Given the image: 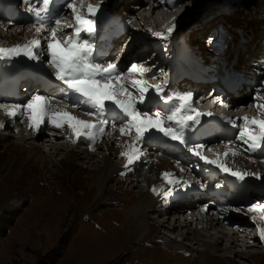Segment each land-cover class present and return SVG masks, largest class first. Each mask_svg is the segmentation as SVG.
I'll use <instances>...</instances> for the list:
<instances>
[{"label":"rangeland","instance_id":"obj_1","mask_svg":"<svg viewBox=\"0 0 264 264\" xmlns=\"http://www.w3.org/2000/svg\"><path fill=\"white\" fill-rule=\"evenodd\" d=\"M129 1L132 2L134 0H129ZM174 1L176 3H180L181 5L178 6L177 4H175L173 9H170L168 7L169 8L168 12H167V8L164 9L163 12H161V13H169V12L171 13L174 10H176V8L177 11L179 10L178 16L175 17L174 20H171L172 21L171 24L176 25L174 31L169 35L166 30L167 28H164L163 31L161 32L165 35V37H167L166 39H168V41L166 42L168 47H174L176 46V44H178V41L176 40L177 38H173V35L175 33H178L181 36V38H185L187 40L186 43H188V45L191 42L196 46V49H198L197 46H199L200 49H203V50L198 49L201 52L200 58L203 63H206L203 60L207 59L208 55L213 57V59L208 60V62L211 63H207V65L210 64L213 65L212 61L216 62L217 56L212 53L208 54L207 48L205 46H202V44L204 43L205 39L208 36H211L210 33L212 31L213 34L214 33L222 34L223 32L226 31L227 20H228L227 16H229V13H233V11H237V9L245 13V11L247 10L250 11L255 6L256 8H258L259 5L261 7L263 6L264 8V0H236L235 4L230 6L231 8L228 6L227 3L225 5V2L223 0H174ZM226 1L228 2V0ZM24 2L25 0H22V4ZM79 2L80 0H77L78 4ZM130 2H126L125 6L118 8V10L114 12L124 11L125 13H127L126 16H129V18H131L130 22L126 23L128 25H130L133 21H136L132 23L136 26V28L134 31H131V34L135 36L134 40L136 41L138 36L144 35L145 37H147L149 36L148 33H151V31H148L147 28L139 22L140 17L138 15L140 14V10H144V9L140 7V9L138 10L136 9V4H132ZM16 4H17V9L21 8V10H26L25 6L28 7L26 2L24 3L25 6L24 5L18 6L21 4V0H17ZM62 4L64 3L60 4L59 2H57V7H60V5ZM105 4L110 6L111 0H102V7ZM0 6L1 7L10 6V4L7 1L5 2L1 1ZM261 7H259L258 11L262 17L264 11L260 9ZM129 9L132 11V13H128ZM110 10L111 9L107 11ZM211 10L212 11L215 10V12L205 17L204 16L205 12L208 13ZM4 11H5L4 8H0V12H4ZM85 11L86 10H84V13ZM107 11H105L104 14L102 12L98 13L97 32H99L102 28V24L100 22L103 19L109 18L110 20L111 18H113L112 15L113 10H111L112 12H107ZM114 14L118 16L117 13ZM260 15L257 14V20L260 21L262 19L264 23V18H260ZM58 18L61 19L66 17L65 15H62L59 16ZM6 19L4 20L1 19L3 21L2 24L4 25L6 24L4 23ZM69 20H70L69 21L70 25L75 26V20L73 15L71 14V11H70ZM62 24H66V23L64 22ZM113 24L114 23L111 24L110 28L113 27ZM233 24L235 27L237 22L236 24L235 23ZM31 25L32 24L29 25L26 24L23 26H25L24 28L26 27L31 28ZM18 26L22 27V25H18ZM238 27H240V25ZM262 30H264V28ZM3 31L4 30H0V33L1 34L4 33ZM73 31L74 28H70L69 31L64 32L65 33L64 35L61 34L58 36L60 39L63 38L69 40L73 36ZM193 32L194 34L197 32V35H194ZM202 33H204L205 35ZM225 33L229 36V39L233 40L234 38H239V36L232 38V36L229 35V31H226ZM261 33H260L261 36L259 35L257 38L253 39V41L257 42L256 44L258 45V48L253 52L252 55L246 56L248 57L249 63L251 62L253 64L254 62H256V60L251 59L253 55L259 56V53L260 52L262 53L261 48L264 44L263 43L264 34L262 35ZM18 36L22 37L21 34L20 35L18 34ZM196 37H198L197 41H195ZM132 39L133 38L130 36V38H126V41L127 42L130 40L132 41ZM156 39H160V41L164 40L161 37H156ZM207 39L210 40V38ZM135 41L129 44L128 47L129 51L133 49ZM224 42L225 40L222 41V43ZM153 43L154 42L150 44ZM121 44L122 43L120 42V46L118 45L119 46L118 48L121 47ZM150 44L144 43V45H142L144 47L138 49L135 52L140 51L139 55L141 57L151 58L152 54L154 53L153 51L155 50H154V46L153 47L149 46ZM118 48H116V50ZM144 51L147 52L148 54H145ZM166 51L167 49L164 50V52ZM153 56H156L157 62L162 64L161 62H159V58H160L159 55L158 58L157 55H153ZM230 56H233V51L231 50L230 52L229 49L227 48L226 52L224 53V57H230ZM129 60L130 58H126L125 56H123L121 62L123 64L128 65V63L130 62ZM163 60L168 61V58L163 57ZM44 62H45L44 56L43 58H40L39 61L29 60L23 56L16 58L12 62L0 60V80H1V75L10 69H14L16 73V78H20V79H23L24 76L26 75L42 72L41 71V69H43L42 67L43 66L45 67ZM133 62L134 61H132L131 63ZM259 62H263V60L262 61L259 60ZM126 66L122 65V67L124 68H127ZM183 66L188 71H193L195 68L199 69L200 67L198 62L194 58H193V63L185 62L183 63ZM48 68L46 69L49 70ZM161 68H164V66H162ZM251 68H253L252 70H255L253 66ZM262 70L264 71V69ZM45 74L46 72L44 73V75ZM51 77L54 78V76ZM163 81L164 80H161V83H163ZM251 81L252 80H247L249 84L255 83ZM0 84L1 86H3V82ZM25 86H26L25 82L21 80L18 89L20 92L22 91L24 94H27L29 98H31V96L35 94V92L39 91V90H33L30 92L29 86L28 85L26 87ZM25 88H28V92H26L27 90L25 91ZM219 88L222 89V87ZM50 89L52 88L50 87ZM172 89H170L169 91L168 90L165 91V93H172ZM181 89H183V87ZM22 92L19 98L20 101L25 102V95ZM246 93L250 96V101H252L254 93L252 94L250 92V88L246 89ZM50 95L54 96L57 99L62 97L61 92L57 93L56 91H52ZM151 96L152 95H150V97ZM235 96L237 97L236 94ZM68 108L76 111V107L68 106ZM244 111L246 113L250 112L253 115H257V113L254 110H252L250 107H248L246 110L244 109ZM224 121L230 123L227 119H224ZM21 122H22V118L20 117L16 118L14 121V123H21ZM237 124L243 125V121L239 120ZM222 125H225V122ZM219 130H226V129L219 128ZM4 132L10 133V136H7L8 137L7 139H4V135H3ZM12 132L13 130L6 129L0 133V223L3 222V224L0 225V264H41V262H45L46 264H48L47 260L49 256L52 254H57L58 252L61 255L58 257L57 261L54 264H138V263L155 264V261L156 264L158 263L186 264L185 260H192L194 256L196 259V264H210L208 263V258L203 257V255H201L200 253L203 246L201 244L193 245L192 242L187 239L184 240V242L186 243L184 252L183 253L179 252V254H175L177 250L175 246L179 244L180 236L177 235L178 233L176 231H173L171 229L170 231L169 228H167L169 226L168 225L169 223L166 226H162L161 228H159L160 226L157 224L164 222V220L167 219V217H169V212L166 213L165 210L168 208L165 209L162 208L166 206V201H162L160 205L158 204V208L161 209L159 210V212L157 213L148 212V215H151V218H149L148 221L154 223L155 229L151 231V234L149 236H146L148 237L147 239L146 237H143L145 231L147 230V226L144 223H143L144 225L141 227L140 230L141 232L139 231L136 234L137 235L136 237L132 232H130L129 237L126 239L127 234H125L126 236L123 234V228L121 226V223H125V221L128 222L130 218L129 213H131V209L135 204L136 196L138 194V191L142 187V183H138V186H134L133 183L131 184L129 182L127 183L122 182L123 184L121 183L119 184L115 179L117 178V175H114L112 178L105 180L103 186L101 187L93 184V178L95 175H97V171H98L97 169L98 163L96 160H98V158H101L102 155H100L99 157H95V156L93 158L90 157V159L89 157H87L88 158L87 159L85 157V154L83 153L74 154L73 152L70 153L69 151V153L72 156H68L67 155L68 150H65L68 149L66 147L68 141L63 139L62 141L65 143L64 144L65 146L59 151L54 152V150L51 151L49 150L48 152L47 151L36 152L37 150L34 149V144L27 143L29 146L24 148L23 144L18 139L15 138L16 137L15 135L14 137L11 136ZM184 132L186 131L184 130ZM132 136H134V134ZM45 138H49V137L45 136V134L41 132L39 138L37 139V143H39L43 139L45 140ZM35 142L36 140L34 141V143ZM7 144H9L12 147L11 150H9V152L7 151L6 148H4ZM39 144L42 150L49 148V142H46V144H42V143ZM89 145L90 143L81 140L76 143L77 146L76 149L82 150L83 147ZM3 150L6 151L5 154L2 153ZM100 151L103 150L100 149ZM143 151L146 152V150L144 149ZM161 155L162 157L165 156L163 154ZM176 155L179 156L180 152L176 153ZM203 155L211 159H214L213 157L208 156L207 152L203 151ZM41 156L44 157L43 161H39V157ZM90 156L92 155L90 154ZM255 156L260 158L259 155L255 154ZM119 161L122 162V160H120L119 158H117V161L113 158V161L110 163V168H112L113 170L115 168L116 163L117 162L119 163ZM172 165L174 166L175 169L181 170L180 167L177 168L173 163ZM252 178H256V177H248L246 178V181L251 186L253 192H258L264 195V193H262L261 190L258 191L257 189L254 188L253 185L256 184V182H253ZM3 179L4 181H2ZM256 179L258 183L261 184V182H264V175ZM259 188L263 189L264 183L259 185ZM51 192H56L58 195L54 194V196L56 197L54 196L52 197ZM123 196L125 198H123ZM126 197H129L131 199L126 200ZM196 202L198 203L196 204ZM244 202L251 203L252 201H244ZM170 204L167 205L171 206ZM194 204L195 206H197L198 204H200V201L195 200ZM195 206L193 207L191 203L192 209H198V206L197 207ZM122 209L123 211H120ZM150 213H154V215ZM170 216L171 217L169 221L171 222V218L173 217V215ZM228 217L233 221H237V223H231V224H237L241 228L250 227V229H253L254 226L253 223L248 225L246 224V218H249V214L247 213L230 212V216ZM130 220L131 222L130 224H128L126 228L127 231L125 229L124 232L130 231L129 230L130 226H134L136 224V222H134L132 218H130ZM3 226H6V228L1 230ZM85 228L86 230H84ZM118 228L120 229L122 228L121 229L122 231ZM90 231L92 232L90 233ZM213 231L216 232V229L210 230V232ZM152 232L154 233L152 234ZM245 235L246 232L245 233L243 232L242 234L240 233V236H238L239 240L237 242L240 243L241 240L245 237ZM133 236L136 240L133 238ZM151 236L152 237L154 236V238H152ZM138 238L142 239L141 244H139ZM64 240L66 241L64 242ZM223 245L225 244L223 243ZM242 246L243 243L241 242L239 245L236 246V250L239 251L242 250L244 248V247L242 248ZM247 246H246V250H247L246 252H248V254H245L244 256H238L237 254L235 255L234 252L232 254V251L230 250L226 253V254L229 253L228 255L230 257L223 258L219 256V254L220 255L222 254V251L217 250L213 258L214 262H212V264H264L263 243L260 241H252L249 242ZM93 247L94 249H92ZM72 249L74 250L72 251ZM149 251L150 253H148ZM192 251H194L193 254H191Z\"/></svg>","mask_w":264,"mask_h":264},{"label":"bare ground","instance_id":"obj_2","mask_svg":"<svg viewBox=\"0 0 264 264\" xmlns=\"http://www.w3.org/2000/svg\"><path fill=\"white\" fill-rule=\"evenodd\" d=\"M126 2H130V1L129 0H111V5L109 6V5L105 4L102 7L100 12H102L104 14L105 11H107L109 9L113 10V12H114V11L118 10V8L125 6ZM174 2H175L174 0L172 3H169V1H167V0H147V1L146 0H134V1L130 2L132 4H136V9L139 10L140 7L144 9V10H140V14L138 15L140 17L139 22L141 24H143V26H145L148 31H151V33H148L149 36H147V37H145L144 35L138 36L136 41L134 40L135 36L131 34V37L133 39H132V41L131 40L128 42L126 41V44L124 46L125 49L122 51L121 47L118 48L119 46H116L112 50V52L110 53L111 55L107 54V56L104 57V61L112 62V61L116 60V56L119 53H121V57L118 60L119 69L121 71L126 72L127 69L130 67V64H133L135 62H136V64H142L145 67H147L148 69H150V71L143 77V79L147 80L150 84H153V85L161 84L160 82H157L158 80H153L151 78H148L149 76H154L157 74L153 78L166 79V81H165L166 84L164 83L165 87H171V88L175 87L176 88L175 93H185V89H184L185 78H186L185 75H183L180 80H177V77H178L177 75H174L173 77L170 78L171 71L167 68H161L162 66L165 67V66H170V65H165L164 63H162V64L158 63L156 56L152 55L151 58L141 57L139 55L140 51L135 52L138 49L144 47V46H142V45H144V43L150 44V43L156 41L157 36L153 35V33H161L164 28L168 29L169 27L172 26L171 20H174V18L178 16L179 10L177 11V8H176V10H174L171 13L170 12L169 13H161V12H163L164 9H166V8H167V12H168L169 8L173 9L175 4H177L178 6L181 5L180 3H176V2L174 3ZM235 2H236V0H228L227 4H228V6H232L235 4ZM0 3H1V0H0ZM59 3L61 4V3H65V2L59 1ZM89 3L92 5H96L97 3H102V0H84V8L85 9H83L82 11L84 12V10H86L85 14L87 13L86 6ZM144 4H146V5H144ZM27 5L29 7L28 3H27ZM259 7H261V6L259 5L258 8H256V6H255L250 11H248V10L245 11V13H243L239 9H237V11H233V13H229V16H227L228 20H227L226 31H229V35H231L232 38L238 37V36H239V38H234L232 40V39H229V36L226 37L227 43L229 45L228 49L230 52H231V50L233 51V56L224 57L225 58L224 60L222 57H220V58L217 57L216 62L215 61L214 62L218 64L219 68L211 69V70H213L212 72L215 71L216 73H219V71L222 69L228 70L229 73L234 71L235 74H237L239 77H242L243 79L240 80L239 82L235 83V84L230 85L231 88L237 92H232L231 91L232 89H230V88L228 91L227 87L225 85H223L222 83H219V86H218V87H222V89L216 87V89L220 90L221 95H224V96L226 95L225 101H226V105H227V111L222 112L220 114L223 116V120L225 118H232L233 120H236V118L245 117V116L249 117L250 119L253 117H255L257 119H264V116L260 115V112L264 111V109H258L256 107L257 103L264 104V85H262V82H264V71L262 70V69H264V55H263V62H258L256 60V62H254L253 64L251 63L252 66L256 65L257 70H255V72L253 70H251V65L248 62V57H246L247 55H252L253 52L258 48V45L256 44L257 42L253 41V39L257 38L262 31L263 32L261 34L262 35L264 34V30H262L264 28V23H263L262 19L260 21L257 20V14L259 12L258 11ZM0 8H4V10H5L4 12H0V30H4L3 31L4 33L6 32L5 34L0 33V42H2L4 46L7 47V46L14 45L17 42L23 43V42H26L27 40H30L33 38H38L36 36L35 28L33 27V24L31 25V28H29V27L24 28L25 26H23V25H26L29 23H34L32 17L28 13V11H26V12L22 11L18 15H14L13 10L11 9L10 6H4V7L0 6ZM58 9H59V12L62 13L63 15H65V17H66V18H61V23L65 22L66 24L70 25L69 18H70V11L71 10L64 8V7H58ZM260 9H262V11H264L263 6ZM111 10L107 11V12H112ZM215 10H213V11L211 10L208 13L205 12L204 16L206 17V16L214 13ZM128 11H129L128 13H132V11L130 9ZM170 15H171V17H170ZM8 16L11 17L10 18L11 19L10 24H5V25L2 24L3 23L2 20L6 19ZM114 17H117V15L113 14V18ZM260 17H261V15H260ZM115 19L118 20L117 18H115ZM20 22H23L21 24L22 27L17 26V24ZM134 22H136V21H133L132 23H134ZM236 22H237V24H236ZM132 23L130 25L125 23V25L127 27V31L125 32V39L124 40H126V38H129V30L134 31L136 28V26ZM233 23L236 24L235 27H234ZM114 25L115 24H113V27H114ZM239 25H240V27H238ZM37 26H39V25H37ZM69 29H65L62 34L64 35L65 34L64 32L69 31ZM154 29L157 31H155ZM194 32H193V34H194ZM18 34L19 35L21 34L22 37H19ZM202 34H204V33H202ZM194 35H197V32ZM214 36H215L214 34H211L209 41H211L212 39L218 40V36H215V38H214ZM57 38L61 41V43H64L65 41H67V39H63V38L60 39L59 36ZM197 38L198 37H196L195 41H197ZM220 38H223V35H220ZM133 41H135L134 47H133V49H131L129 51V49H128L129 44L132 43ZM120 42L122 43L121 44V46H122L124 41H118V42L116 41L114 43V45H116L117 43L120 44ZM253 43H255L256 45ZM263 46H264V44H263ZM44 47L46 48V44L44 45ZM116 48H118V49L116 50ZM197 48L199 50H201L199 46H197ZM198 49L193 50V54H194L193 58L197 62H198V59H200V62H202V60L200 58L201 52ZM263 51H264V47L262 49V53H263ZM144 53L148 54L145 51H144ZM43 56L45 58V62H48V57L46 55H43ZM123 56H125L126 58H130V60H129L130 62L128 63V65L123 64L121 62ZM157 58H158V55H157ZM221 60H223V61H221ZM132 61H134V62L131 63ZM125 62H126V60H125ZM183 63H185V62H183ZM198 64H199V62H198ZM122 65H125V66L127 65L126 66L127 68L122 67ZM43 68L46 69V68H48V66H45V67L43 66ZM48 69H52V68H48ZM256 72H259V73L256 74ZM251 75H253V76H251ZM27 78H30V77H24L22 80H25ZM130 78L140 79L139 76H133ZM219 78H221V79L224 78L226 81L224 74L223 75L221 74V76ZM246 79L252 80L251 82H255V83L249 84ZM209 81L210 80H207V82H209ZM2 82H3V86H2L3 93L5 96H7V100L8 101L11 100V102L5 103L3 100V101H0V103L13 104L15 102V103H19V104H24L27 102V101H25V102L20 101L19 97H20L21 92H19L17 90L16 73L14 71H9L7 73H3L1 75L0 83H2ZM222 82H223V80H222ZM51 84H52V80L50 79V77L43 76L40 73H37L36 78L34 79V83L31 86H34V89H36L37 86H40L42 95L47 96V97H49V96L53 97V99L51 100V108L53 110H66V111L72 113L73 115L84 118V119H93V120L95 119V117H93V116L90 117V116L85 115V111L87 109L82 110V109L76 107V111H74L68 107H65V103H67V102H62L63 101L62 97L57 99L54 96H51L50 93L52 92L51 90H53V89H50ZM187 84L190 85V87H192V83L188 82ZM128 87H129V90L132 91L131 86L129 85ZM182 87H183V89H181ZM207 88H209V87H207ZM247 88H250V92L252 94L254 93L252 101H250V96L246 93ZM252 89L255 91H253ZM164 90H165V88H164ZM258 90H259V93H258ZM25 91H26V88H25ZM234 94H236L237 97ZM150 95H152V94H150ZM151 97L155 98L157 101L159 100L157 95H152ZM12 101H13V103H12ZM200 101H202L201 103L203 105L205 104L207 110H209L210 105L208 103L212 102V97L211 98H202L201 100H199V103H200ZM156 104H159V103H156ZM245 106H250V108L252 110H254L257 113V115H253L250 112L246 113L244 111V109L246 110L247 107H245ZM139 107L141 108L142 111H149L152 113L159 111L158 106H155V102H153L152 104L146 105V106L140 105ZM0 121L5 122V126L3 128H0V133L6 129L7 130L8 129L13 130L11 136L14 137V135H15L16 136L15 138L18 139L23 144L24 148L29 146L27 143H30V144H34V149L37 150L36 152H38V151H43V152L47 151L48 152L49 150L50 151L54 150V152H55V151H59L60 149L64 148L65 143L62 141V139H63V140L68 141V143L66 144V147L68 149H65V150H68V152H67L68 156H72L70 154L71 152H73L74 154L83 153V154H85V157L86 158L89 157V159H90V157L93 158L94 156L99 157L100 155H102L101 158H98V160H96L98 163V165H97L98 171H97V175H95L93 178V184H95L96 186H100V187L103 186L105 180L112 178L114 175H117V178H115V179L119 184L120 183L123 184L122 182H126V183L129 182L131 184L133 183L134 186H138V183H142V187L138 191V194L136 196L135 204L131 209V213H129L130 218H132L134 220V222H136V224L134 226H130V229H129L130 231L126 232L127 231L126 228H127L128 224H130V222H131L130 218H129L128 222L125 221V223H121V226L123 228V234L124 235L127 234V236L125 235L126 239L129 237L130 232H132L136 237L137 236L136 234L141 230V227L144 224L147 226V230L146 231L144 230L145 233L143 232L144 233L143 237L149 236L151 234V231H153V229H155V228H154V223L151 221H148V219L151 218V215H148V212H154V213L159 212V210H161V209L158 208V204L160 205V203H162V201H166V206H164L162 208H164V209L168 208L165 210H166V213L169 212V217H167V219H165L164 222L157 223V224L160 226L159 228H161L162 226H166L169 223L168 224L169 226L167 228H169V230L171 229L173 231H176L178 233L177 235L180 236V242L177 246H175V248L177 249L175 254H179V252L180 253L184 252V248H185V244H186L184 242V240H186V239L191 241L193 245L201 244L203 246L200 253H201V255H203V257L208 258V263H210V264H212V262H214L213 258H214V255L216 254L217 250L222 251V254L221 255L219 254L220 257L228 258V257H230L228 255L229 253L228 254H226V253L230 250L232 251V254L234 252V254L235 255L237 254L238 256H244L245 254H248V252H246L247 251L246 246L249 242L260 241L264 245V241H261V239L259 238V234H258V231L256 228V224L261 223L260 213H259V211H257V212H249L248 211V205H250L254 202H257V201L264 202V195H262L261 193H258V192H253L251 186L245 180L244 182H242L245 185L240 186L236 191L229 193V195H235V196H232L231 201H229V202H225V201L222 202L219 200V204H218V203H215L213 200H210L209 198L202 197L204 194L205 195L211 194V191H208L206 187H204V188L200 187V185L202 183L200 182L199 175L193 176L192 173L189 171L190 170L189 168H183V171L175 169L174 166L172 165L174 160L170 159V157H169V156H171V155H169L171 152L168 150L166 145L162 141H160L156 136L149 139V141L143 145H137V147H142L144 150H146V152H144L145 155L143 157H141L139 160H137L133 165H131L130 168H125L126 158L121 157L120 152L126 150L127 145L131 143V141L134 139V136H132V135L122 136V135H120L119 123H117L115 130H113L109 127H106V132H112L113 134L112 135H104L102 138L98 137L97 142H95V144L93 145L95 148V150L93 151V150H91L90 145L83 147L82 150H77L76 149L77 148L76 143L78 141L82 140L84 142L90 143L89 140L87 138H84V137L80 138L79 140H76L75 137L73 136L72 132H71V129H69L67 126H65L64 128H61V129H57L49 122L47 117L45 119V123L41 125V128L39 131H34L28 127V121H27L26 115H25V117L22 118L21 123H14V121L11 120L5 114V112L3 110H0ZM238 121L239 120H236L237 123H238ZM223 123L224 122L221 121V124H223ZM224 128L226 130H219V128H218L214 131L213 130L206 131L204 134L199 132L196 135H193L191 137V142H192V144H194V143L204 144L206 147L203 151L207 152L208 156H211L214 159H216L217 158V155H216L217 150L223 151V150H225L226 146L236 148L240 144L239 142H236L235 144L228 145L227 144L228 141L236 140L238 129L236 127H235L236 129L233 128V125H232V128H229L226 125V123L224 125ZM17 129L19 131H17ZM233 129H235V130H233ZM1 130H3V131H1ZM41 132L43 134H45V136L49 137V138H45V140L43 139L39 142L42 144H46V142H49V148L45 149V150H42L40 144L37 143V139L39 138ZM255 132L258 133L259 129L256 128ZM3 135H4V139H7L8 138L7 136H10V133L4 132ZM70 136H73V138L69 139L68 137H70ZM35 140H36V142L34 143ZM4 148H6L7 151L9 152V150H11L12 147L9 144H7ZM208 148H211L213 151H208ZM100 149H102L103 151H100ZM69 151H70V153H69ZM2 153L5 154L6 151L3 150ZM160 153L165 155V156L162 157V155ZM90 154L92 156H90ZM255 154L259 155L260 158L256 157ZM150 155H152V156H150ZM251 155H252L251 157L247 156V152L245 151V152H243L242 155L237 156L234 161L232 160L231 157H229L226 159V162L228 163L229 167L239 168L242 171L248 170V171L257 172L260 174V177H262L264 175V154H261L260 152H256V153H253ZM113 158L116 161H117V158H119L120 160H122V162L121 161H119V163L117 162L115 165V168L112 170V168H110V163L113 161ZM171 158H174V156H171ZM43 160H44L43 156L39 157V161H43ZM144 172H145V174H144ZM164 172H170L173 175L169 178H165L162 175V173H164ZM250 177H252V176H250ZM169 179L173 180L174 182L170 184L168 182ZM249 179H251V178H249ZM2 181H4V179ZM199 182H200V184H199ZM153 186H155L156 191H152ZM169 189H171L173 192L170 196L165 197L164 192L169 190ZM194 192H196V194H193ZM51 193H52V195H51L52 197L54 196V194L58 195L56 192H51ZM54 197H56V196H54ZM123 198H125V197L123 196ZM130 199L131 198L126 197V200H130ZM242 199H248L249 201H252V202L251 203L250 202H244ZM193 200L194 201L195 200L200 201V204H198V207H199L198 209H192L191 203ZM46 201H47V198H46ZM167 204H170L171 206H168ZM196 204H197V202H196ZM194 206H195V204L193 205V207ZM205 206H207V208H205ZM195 207H197V206H195ZM238 208H241L243 210L237 211L236 209H238ZM120 211H123V209ZM230 212L231 213L239 212V213L249 214V218H246V224L248 225V224L253 223L254 224L253 229H250V227L241 228L237 224H231V223H237V221H233L228 217V216H230ZM154 213H150V214L154 215ZM186 213H188V214H186ZM170 215H173V217L171 218V222L169 221L170 217H171ZM253 216L256 217L255 222L253 221ZM126 222H127V224H126ZM114 224H116V223H114ZM97 225H99V224H97ZM87 228H89V227H87ZM159 228H157V229H159ZM118 229H120V228H118ZM125 229H126V231L124 232ZM211 229H216V232H214V231L210 232ZM84 230H86V228ZM90 230H92V229H90ZM91 232L92 231H90V233ZM243 232L244 233L246 232L245 237L241 240V242L243 243L242 248L244 247L242 250H244V251H242V250L239 251V250H236V246L241 243V242L240 243L237 242L239 240L238 236H240V233L242 234ZM153 233L154 232H152V234ZM121 234H122V232H121ZM133 238H134V236H133ZM147 238L148 237H146V239ZM152 238H154V236ZM157 239H159V238H157ZM125 241H127V240H125ZM141 241H142V239L138 240L139 244L142 243ZM138 242H136V243H138ZM164 243H166V242H164ZM223 243L225 245H223ZM96 245H94V246H96ZM88 246H90V245H88ZM155 247H158V246H155ZM74 249H72V251ZM92 249H94V247ZM193 252L194 251H192L191 254H193ZM106 253H108V252H106ZM148 253H150V251ZM230 254H231V252H230ZM106 256H107V254H106ZM149 257H150V255H149ZM164 259H166V258H164ZM185 262H186V264H196L195 256L192 258V260H185ZM155 264H156V261H155Z\"/></svg>","mask_w":264,"mask_h":264},{"label":"snow or ice","instance_id":"obj_3","mask_svg":"<svg viewBox=\"0 0 264 264\" xmlns=\"http://www.w3.org/2000/svg\"><path fill=\"white\" fill-rule=\"evenodd\" d=\"M25 2L29 4L27 11L34 21L33 27L38 38L23 43L17 42L7 47L0 42V60L12 62L23 56L29 60L38 61L41 55H46L49 66L54 69L49 75L54 76L55 80L60 82L62 102H67L65 107L87 109L85 115L93 116L95 119H84L66 110H53L51 108L53 97L36 93L24 104L0 103V110H3L11 120L15 121L16 118H23L26 115L28 127L39 131L47 117L55 128L61 129L67 126L71 129L76 140L82 137L87 138L93 151L95 150L93 145L98 137L113 134L106 132V127L115 130L119 123L120 135L134 134V139L127 145L126 150L120 152V156L126 158L125 168H130L145 155L143 148L137 145L145 144L155 133L183 144L192 155L205 164L214 166L218 171L230 175L236 181L244 182L250 176L260 178L257 172L229 167L226 159L231 157L234 161L245 151L250 155L256 152L264 154V119L255 117L250 119L247 116L236 118V120L243 121V125H240L232 118H225L238 129L236 140L228 141L227 144H235L236 141L240 144L236 148L226 146L223 151L217 150V158L209 159L203 155L206 147L204 144H189L185 136L184 129L191 126L188 121L199 124L200 117L204 115L192 106V93H165L166 82L153 85L143 79L150 69L142 64L133 63L126 72H123L119 69L118 58L106 64L96 62L95 35L102 3L96 5L89 3L85 14L82 11L84 0H80L79 4L77 0H65L60 7L71 10L75 20V26H73L61 23L58 17L63 14L59 12L57 0H25ZM172 2L173 0H169V3ZM175 27L176 25L173 24L167 29L169 35ZM69 28H74V36L61 43L57 38L58 35ZM85 34L89 37L88 39L83 38ZM153 35L162 39L167 38L163 33H153ZM133 76H139L140 79L130 78ZM129 85L132 91L129 90ZM153 90L165 103L177 102V106L170 112L142 111L139 106H146L151 102L149 93ZM224 106L227 107V105ZM256 107L264 109V104L257 103ZM182 113L187 114L181 115ZM207 115H212V113H207ZM260 115L264 116V111H261ZM4 126L5 122L0 121V128ZM256 128L259 129L258 133L255 132ZM73 136L68 138L72 139ZM208 151L213 150L208 148ZM162 175L169 178L173 174L164 172ZM168 182L171 184L174 181L169 179ZM200 187L204 188L206 185L201 184ZM152 191H156L155 186ZM171 194V189L164 192L165 197ZM236 210L242 211L243 209ZM248 211H259L261 223L256 224V228L259 238L264 241V202L257 201L248 205ZM255 220L256 217L253 216V221Z\"/></svg>","mask_w":264,"mask_h":264},{"label":"trees","instance_id":"obj_4","mask_svg":"<svg viewBox=\"0 0 264 264\" xmlns=\"http://www.w3.org/2000/svg\"><path fill=\"white\" fill-rule=\"evenodd\" d=\"M3 224V222H1L0 223V225H2ZM6 228V226H3L2 228H1V230H3V229H5ZM66 240H64V242H65ZM61 254L58 252L57 254H52V255H50L49 256V258H48V260H47V262H48V264H54L56 261H57V259H58V257L60 256ZM41 264H46L45 262H41Z\"/></svg>","mask_w":264,"mask_h":264}]
</instances>
